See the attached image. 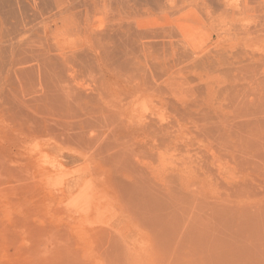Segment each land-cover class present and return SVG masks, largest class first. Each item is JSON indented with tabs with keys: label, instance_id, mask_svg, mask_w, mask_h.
I'll list each match as a JSON object with an SVG mask.
<instances>
[{
	"label": "rangeland",
	"instance_id": "1",
	"mask_svg": "<svg viewBox=\"0 0 264 264\" xmlns=\"http://www.w3.org/2000/svg\"><path fill=\"white\" fill-rule=\"evenodd\" d=\"M0 264H264V0H0Z\"/></svg>",
	"mask_w": 264,
	"mask_h": 264
},
{
	"label": "bare ground",
	"instance_id": "2",
	"mask_svg": "<svg viewBox=\"0 0 264 264\" xmlns=\"http://www.w3.org/2000/svg\"><path fill=\"white\" fill-rule=\"evenodd\" d=\"M55 76H56V75H55ZM58 77H59V76H58ZM61 78H62V77H61ZM74 78H75V77H74ZM59 81H60V80H59ZM59 87H60V86H59ZM75 87H76V86H75ZM61 88H62V87H61ZM76 88H77V87H76ZM103 88H104V87H103ZM68 90H69V89H68ZM66 91H67V90H66ZM78 91H79V90H78ZM41 92H42V91H41ZM59 92H61V91H59ZM68 92L70 93V91H68ZM75 92H76V91H75ZM80 92H81V91H80ZM124 92H125V91H124ZM41 94H42V93H41ZM61 94H64V93H61ZM81 94H82V93H81ZM112 94H113V93H112ZM57 95H58V94H57ZM59 95H60V94H59ZM72 95H73V94H72ZM42 96H43V95H42ZM47 96H48V95H47ZM49 96H50V95H49ZM51 96H52V95H51ZM69 96H70V95H69ZM78 96H79V95H78ZM45 97H46V96H45ZM45 97H44V98H45ZM71 97H72V96H71ZM82 97H83V96H82ZM71 99H72V98H71ZM101 99H102V98H101ZM54 100H55V99H54ZM90 100H91V99H90ZM51 101H52V100H51ZM66 101H67V100H66ZM127 101H128V100H127ZM73 102H74V99H73ZM77 102H78V101H77ZM101 102H102V101H101ZM52 103H53V102H52ZM70 103H71V102H70ZM93 103H94V102H93ZM63 104H64V103H63ZM68 104H69V103H68ZM75 104H76V102H75ZM101 104H102V103H101ZM103 105H104V104H103ZM129 105H130V104H129ZM69 106H70V105H69ZM72 106H74V105H72ZM79 106H80V105H79ZM75 107H76V106H75ZM90 107H92V105H91ZM94 107H95V106H94ZM103 107H105V106H103ZM127 107H128V106H127ZM127 107H126V109H127ZM122 108H123V107H122ZM61 109H62V108H61ZM68 109H69V108H68ZM94 109H95V108H94ZM101 109H103V108H101ZM101 109H100L98 112H100ZM104 109H105V108H104ZM51 111H52V110H51ZM102 111H104V110H102ZM45 112H46V111H45ZM60 112H61V111H60ZM65 112H66V111H65ZM81 112H82V111H81ZM119 112H120V110H119ZM54 113H55V112H54ZM77 113H78V111H77ZM106 113H107V112H106ZM124 113H125V112H124ZM124 113H123V114H124ZM40 114H41V113H40ZM87 114H88V113H87ZM96 114H97V112H96ZM103 114H104V113H103ZM57 115H58V113H57ZM50 116H51V115H50ZM53 116H54V115H53ZM67 116H68V115H67ZM102 116H103V115H102ZM41 117H42V116H41ZM42 118H43V117H42ZM74 118H75V117H74ZM86 118H87V117H86ZM99 118H100V117H99ZM65 119H67V118L65 117ZM69 119H70V117H69ZM89 119H90V118H89ZM103 119H105V118H103ZM107 119H108V118H107ZM110 119H111V118H110ZM47 121H48V119H47ZM74 121H75V120H74ZM93 121H94V120H93ZM97 121L99 122V119H97ZM101 121H102V120H101ZM104 121H105V120H104ZM108 121H110V120H108ZM121 121H122V119H121ZM48 122H49V121H48ZM48 122H47V123H48ZM53 122H54V121H53ZM53 122H52V123H53ZM102 122H103V121H102ZM106 122H107V121H106ZM50 123H51V122H50ZM57 123H58V121H57ZM92 123H93V122H92ZM97 124L100 125V123H96V125H97ZM103 124H104V122H103ZM107 124H108V122H107ZM136 124H137V123H136ZM138 124H139V123H138ZM47 125H48V124H47ZM57 125H58V124H57ZM61 125H62V124H61ZM69 125H70V124H69ZM101 125H102V124H101ZM108 125H109V124H108ZM108 125H107L106 127H108ZM120 125H121V124H120ZM49 126H50V125H49ZM49 126H46V127H49ZM63 126H64V125H63ZM102 126H103V125H102ZM112 126H114V124H112ZM116 126H117V125H116ZM118 126H119V125H118ZM139 126H140V125H139ZM58 127H60V126H58ZM70 127H71V125H70ZM140 127H141V126H140ZM34 128H35V127H34ZM34 128H33V129H34ZM55 128H57V127H55ZM103 128H105V126H104ZM103 128H102V129H103ZM41 129H43V128H41ZM51 129H52V128H51ZM51 129H49V130H51ZM53 129H54V128H53ZM53 129H52V130H53ZM57 129H58V128H57ZM61 129H62V128H61ZM65 129H66V128H65ZM65 129H64V130H65ZM79 129H80V128H79ZM86 129H87V128H86ZM93 129H95V128L93 127ZM93 129H92V130H93ZM96 129H97V128H96ZM105 129H106V128H105ZM109 129H110V128H109ZM139 129H140V128H139ZM31 130H32V129H31ZM45 130H46V129H45ZM47 130H48V128H47ZM49 130H48V131H49ZM55 130H56V129H55ZM77 130H78V129H77ZM77 130H76V131H77ZM34 131H35V130H34ZM59 131H60V129H59ZM71 131H73V130H71ZM81 131H82L83 135H86V134H87L86 132H83V130H81ZM93 131H94V130H93ZM97 131H98V130H96V132H97ZM120 131H121V130H120ZM43 132H44V131H43ZM57 132H58V131L56 130V133H57ZM112 132H116V131H115V130H114V131L112 130ZM40 133H41V132H40ZM52 133H54V132H52ZM58 133H59V132H58ZM94 133H95V132H94ZM94 133H93V134H94ZM98 133H101V132H97V134H98ZM47 134H48V133H47ZM62 134H63V133H61V135H62ZM93 134H92V135H93ZM97 134H96V135H97ZM20 135H21V134H20ZM35 135H36V133H35ZM70 135H71V134H70ZM70 135H69V136H70ZM94 135H95V134H94ZM94 135H93V136H94ZM22 136H23V135H22ZM27 136H28V135H27ZM48 136H49V135H48ZM80 136H82V135H80ZM86 136H87V135H86ZM89 136H90V135H89ZM97 136H99V135H97ZM100 136H102V135H100ZM24 137H25V136H24ZM36 137H37V136H36ZM43 137H44V136H43ZM71 137H72V136H71ZM90 137H91V136H90ZM90 137H89V138H90ZM94 137H95V136H94ZM109 137H110V136H109ZM45 138H46V137H45ZM45 138H44V139H45ZM47 138H48V137H47ZM67 138H68V135H67ZM79 138H80V137H79ZM82 138H83V137H82ZM85 138H86V137H85ZM99 138H100V137H99ZM113 138H114V137H113ZM118 138H119V137H118ZM32 139H33V138H32ZM44 139H43V140H44ZM90 139H91L92 141H94V142H97V141L95 140V138H90ZM28 140H29V139H28ZM30 140H31V139H30ZM86 140H87V138H86ZM98 140H99V139H98ZM119 140H121V139H119ZM59 141H60V140H59ZM115 141H116V140H115ZM54 142H55V141H54ZM62 142H63V141H62ZM90 142H91V141H90ZM116 142H117V141H116ZM97 143H98V142H97ZM127 143H128V142H127ZM129 143H130V142H129ZM91 144H92V142H91ZM91 144H90V145H91ZM93 144L95 145V143H93ZM100 145H101V144H100ZM87 146H88V145H87ZM92 146H93V145H92ZM92 146H90V147H92ZM120 146H121V145H120ZM45 147H47V146H46V143H45ZM51 148L54 149V150H59V149L62 148V143L56 141L54 144H51ZM87 149H88V148H87ZM91 149H92V148H91ZM95 149H96V148H95ZM126 149H127V148H126ZM106 150H108V149H106ZM88 151H89V150H88ZM95 151H96V150H95ZM124 151H125V149H124ZM106 152H107V151H106ZM96 155H97V154H96ZM63 156H64V155H63ZM40 157H41V156H40ZM37 159H38V158H37ZM39 159H40V158H39ZM47 162H48V159L45 157L44 160H41V161H38V160H37L36 162H34V164H36V165H42V164H45V163H47ZM28 167H29V166H28Z\"/></svg>",
	"mask_w": 264,
	"mask_h": 264
}]
</instances>
